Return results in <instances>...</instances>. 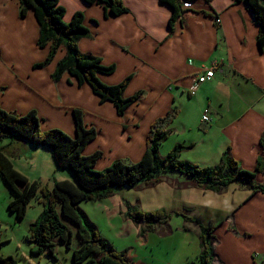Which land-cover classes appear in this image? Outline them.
<instances>
[{
	"label": "crops",
	"instance_id": "1",
	"mask_svg": "<svg viewBox=\"0 0 264 264\" xmlns=\"http://www.w3.org/2000/svg\"><path fill=\"white\" fill-rule=\"evenodd\" d=\"M59 1L67 10V22L77 12L84 14L90 36L80 41L81 52L100 57L106 66H115V72L101 75V80L117 85L130 77L125 96L132 97L142 91L143 98L120 116L113 103H102L87 83L79 85L70 74L54 82L52 74L64 58L65 49L46 68H35L46 59L49 48L38 46L39 23L33 10L21 16L18 0H0L1 108L20 116L35 110L42 119L43 131L61 129L72 137L76 134L73 109L83 110L87 126L97 130L96 139L87 145L84 154L103 153L97 164L99 170L116 160L140 161L147 149L152 124L177 108L179 115L170 126L166 143L172 136L177 139L167 152L177 144H193L181 159L206 167L220 165L230 148L244 169H256L258 160L264 157V50L258 47L259 28L244 3L182 0L184 8L207 15L190 12L186 15L187 27L178 26L171 35L172 10L159 0H122L129 13L119 17H107L101 6L89 5L84 0ZM261 3L264 5V0ZM213 65H217L215 78L199 86L197 94L192 96L190 90L197 76ZM206 110L210 122L202 119ZM0 146L14 167L32 181L44 180L49 185L56 181L74 182L72 174L57 169L48 149L41 150L10 137L1 140ZM45 161L50 166L43 170L40 163ZM257 181L264 183V172L257 175ZM2 187L7 193L2 206L19 223L8 208L14 196L6 184ZM119 193L108 199L82 202L80 206L85 211L87 203L103 206L104 219L110 222L108 226L121 224L122 229H128L132 221L123 218L124 200L140 202L144 211L162 209L173 214L167 226L149 234L148 242L153 236L160 243L173 237L174 222L185 233L196 236L194 248L177 252L176 259L168 255L156 257V252H134L132 258L136 264L197 262L199 226L186 222L183 215L204 225H215L214 264H264V194L252 193L244 183L231 184L227 191L216 194L174 172L164 176L157 187L127 189L126 198ZM37 221L30 220L28 232ZM31 250L33 255H43L35 254L34 246Z\"/></svg>",
	"mask_w": 264,
	"mask_h": 264
},
{
	"label": "trees",
	"instance_id": "2",
	"mask_svg": "<svg viewBox=\"0 0 264 264\" xmlns=\"http://www.w3.org/2000/svg\"><path fill=\"white\" fill-rule=\"evenodd\" d=\"M21 16H26L33 10L39 23L40 48H49L46 59L35 65V68H46L64 48L66 54L55 68L52 78L59 82L67 73L75 77L79 85L87 83L94 94L100 97L102 103L111 102L120 116L140 101L144 92H138L132 97H126L125 91L131 78H126L117 85L105 84L100 76L115 72L114 65L106 66L100 57L83 53L79 48L82 39L90 36L85 25L82 12L74 14L67 22L66 8L59 0H18ZM89 5L101 6L106 16L119 17L129 13L122 0H84ZM244 3L252 13L253 20L259 28L257 44L264 50V5L261 0H236ZM169 6L172 15L169 19L171 35L176 28L187 27L186 15L196 12L184 8L182 0H159ZM207 15L206 12H196ZM179 111L173 108L164 117L156 120L147 137V149L142 159L136 163L123 160L114 161L109 167L97 169L102 152L85 155L89 143L97 137V130L85 123L83 110L74 108L75 137L61 129L43 131L42 119L33 110L26 115L9 112L0 107V141L5 138L21 140L36 148H47L52 153L56 167L69 171L74 179L56 181L52 187L39 181H30L19 172L12 161L5 155L0 146V177L14 196L8 205L19 222L26 218L30 203L37 199L43 205V213L37 222L30 227L27 241L36 247L35 254L45 252L55 258L57 244L72 248L74 230L76 228L80 247L73 252L75 264H136L132 252L128 249L117 252L113 244L104 238L98 227L81 208L82 202L99 201L115 196L121 191L137 187L154 188L169 173H180L192 179L195 184L205 190L222 194L231 184L241 182L246 184L252 193L264 194V183L257 181V175L264 172V157L260 158L254 171L244 169L232 156L228 148L218 166L203 167L199 164L184 161L181 156L191 149V145L177 144L166 156L161 155V147L170 137V126L178 117ZM263 146L264 143L262 142ZM125 202V216L139 229L141 244L148 242L149 234L159 226H167L173 214L165 210L146 212L138 204ZM186 222L195 223L200 228V254L197 262L192 264H214L216 260L217 240L213 234L214 224L204 225L199 220L183 215ZM1 231V224H0ZM0 264H17L12 256L0 254Z\"/></svg>",
	"mask_w": 264,
	"mask_h": 264
},
{
	"label": "rangeland",
	"instance_id": "3",
	"mask_svg": "<svg viewBox=\"0 0 264 264\" xmlns=\"http://www.w3.org/2000/svg\"><path fill=\"white\" fill-rule=\"evenodd\" d=\"M176 139L177 138L175 136H172L170 141L163 145L164 146L163 149L160 150L162 156L167 155L168 153L167 148H169L172 145V143L176 141ZM46 149L47 148L44 149L42 148L41 150H46ZM13 161L16 163L17 167H20L19 162L17 160L13 158ZM40 164L43 167V170L48 169L50 166L48 165L47 161ZM23 171H28V170H23ZM62 171L67 173L69 172L64 170ZM38 181L41 182L43 185L48 184L44 182V180L42 181L38 180ZM2 182L3 184H5L4 181H0V224H1L0 254L3 256L14 257L17 264H75L73 262V252L74 250L80 247V243L76 232V228L74 226H71V229L74 230L73 243L71 249H68L64 245L57 244L55 249V255H56L55 258L48 256L47 253L43 255L32 254L31 248L34 245L31 244L28 245V242L26 241V237H28L29 235L28 232L29 223L31 219L36 220L40 218V215L44 209L43 205L40 204L39 201H37L36 199L33 200L31 207L28 209V216L26 217V219L22 222L17 223V221L13 219V217H9V215H7V213L5 212L2 206V204L5 202L4 198L7 194L3 190V187L1 188V185L3 186ZM53 184H50V187H52ZM142 189H150V188L142 187ZM120 193H123V196L125 198L127 197L125 191H122ZM135 204H138L141 209L143 208L140 202H136ZM124 207H126L125 202H124ZM84 208L86 209L87 212L85 210L84 211L98 225V230L100 234L104 238L112 242L117 252H122L128 249L129 252H132V256L134 252H156V257L158 256L166 257L168 255L176 259L177 257H179L177 252H189L195 246L194 244H195L196 236L193 237V235L189 232L185 233L182 227L178 226L176 222H174L175 233L173 234V237L164 238L162 239L163 242L160 243V241H158L156 237L153 236L150 238V242H147L146 244H141V240L139 238V233H138L139 229L132 222H130V226L126 225L128 229L127 228L122 229L121 224H116V226L120 228V229L117 228V232H116V226L111 228L110 226H108L110 222L106 218L104 219L103 211L104 212L106 211L105 207L101 206L100 208L99 206H92L91 203H87L84 204ZM123 218L127 219L125 216V212H123ZM199 233H200V228L198 227L197 239L199 238ZM156 235L159 236V233ZM34 249L36 250L35 246ZM157 252H161V253H157Z\"/></svg>",
	"mask_w": 264,
	"mask_h": 264
},
{
	"label": "built area",
	"instance_id": "4",
	"mask_svg": "<svg viewBox=\"0 0 264 264\" xmlns=\"http://www.w3.org/2000/svg\"><path fill=\"white\" fill-rule=\"evenodd\" d=\"M190 64H192V61H190ZM217 73V65H213L212 67L206 69L205 71H203L202 73H200L197 78H196V82H195V86L190 90V94L192 96H195L198 92V88L199 86H201L202 84L207 83L208 81H211L212 79L215 78ZM202 119L204 122H210L211 119L209 117V112L206 110L202 116Z\"/></svg>",
	"mask_w": 264,
	"mask_h": 264
}]
</instances>
